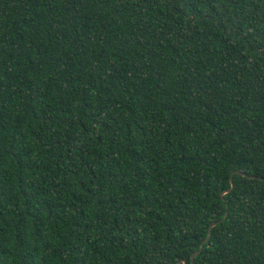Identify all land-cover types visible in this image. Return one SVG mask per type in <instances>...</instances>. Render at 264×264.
Here are the masks:
<instances>
[{
	"label": "trees",
	"instance_id": "1",
	"mask_svg": "<svg viewBox=\"0 0 264 264\" xmlns=\"http://www.w3.org/2000/svg\"><path fill=\"white\" fill-rule=\"evenodd\" d=\"M178 261L264 264V0H0V264Z\"/></svg>",
	"mask_w": 264,
	"mask_h": 264
},
{
	"label": "water",
	"instance_id": "2",
	"mask_svg": "<svg viewBox=\"0 0 264 264\" xmlns=\"http://www.w3.org/2000/svg\"><path fill=\"white\" fill-rule=\"evenodd\" d=\"M231 188H233V183L231 182ZM230 188V189H231ZM226 214H227V211H226ZM226 214H225V216L224 217H226ZM214 224H212L211 226H210V228H209V232H208V236H207V239H208V237L210 236V229H211V227L213 226ZM206 240H204L202 243H201V245H200V247H199V249H198V251H195L193 254H192V256H191V261H192V259L194 258V256L202 249V247H203V244H204V242H205ZM181 263V261H178L176 264H180ZM183 264H185V262H183Z\"/></svg>",
	"mask_w": 264,
	"mask_h": 264
}]
</instances>
